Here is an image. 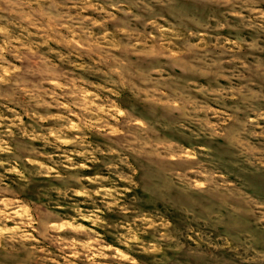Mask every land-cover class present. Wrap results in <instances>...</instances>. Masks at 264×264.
I'll return each instance as SVG.
<instances>
[{
    "label": "rangeland",
    "instance_id": "rangeland-1",
    "mask_svg": "<svg viewBox=\"0 0 264 264\" xmlns=\"http://www.w3.org/2000/svg\"><path fill=\"white\" fill-rule=\"evenodd\" d=\"M0 264H264V0H0Z\"/></svg>",
    "mask_w": 264,
    "mask_h": 264
}]
</instances>
